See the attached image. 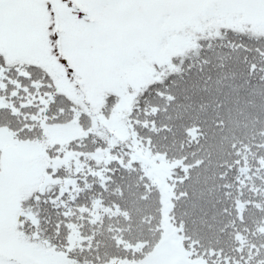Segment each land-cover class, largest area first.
<instances>
[{
	"label": "snow or ice",
	"instance_id": "6c2138e0",
	"mask_svg": "<svg viewBox=\"0 0 264 264\" xmlns=\"http://www.w3.org/2000/svg\"><path fill=\"white\" fill-rule=\"evenodd\" d=\"M247 8L264 13V0H0V264H48L25 253L59 252L55 238L61 227L71 228L70 205L93 187L103 188L106 179L91 167L65 163L67 149L55 151L57 144L44 147L47 163L26 160L46 138L45 128L66 113L77 124L89 118L76 138L79 159L91 162L95 154L111 151L94 128V116L61 90L46 62L63 69L68 84L80 88L88 83L105 92L108 102H118L127 82L157 63L162 52L169 53L172 67L179 66L169 75H183L185 65L188 72L207 70L204 90L213 73L218 86L235 80L233 64L244 66V84L258 72L264 82V45L259 43L264 34L252 35L264 15L241 18ZM182 41L188 46L173 53ZM249 53L261 63L250 61ZM58 101L65 103L56 107ZM112 162L119 161L113 157L101 163ZM89 177H98L99 185L89 183ZM52 213L58 220L50 236L43 225L51 222Z\"/></svg>",
	"mask_w": 264,
	"mask_h": 264
},
{
	"label": "trees",
	"instance_id": "16d2710c",
	"mask_svg": "<svg viewBox=\"0 0 264 264\" xmlns=\"http://www.w3.org/2000/svg\"><path fill=\"white\" fill-rule=\"evenodd\" d=\"M256 29L254 37L264 34V30ZM245 43L255 47L257 41L247 39ZM259 43L264 45V41ZM248 55L250 61L261 63L259 56ZM178 67H172L169 59L155 64L147 82L129 80L118 102L105 100L103 108L109 109L114 119L126 120L135 137H116L102 123L94 126L103 138L107 134L108 139H104L109 141L111 151L95 154L91 162L78 158L76 138L81 134L61 143L52 140L51 125L76 123L69 121L67 113L60 122L45 128L46 138L40 143L43 150L57 144L60 147L55 151L66 148L65 153L72 154L69 160L73 167H91L106 177L103 188L93 187L70 205L68 223L81 239L74 240L67 252L73 264H105L111 258L140 261L158 243L159 191L132 157L135 143L177 162L168 179L173 192L170 216L194 255L206 256L217 264H264V82L258 78L261 74L258 72L250 83L244 84L247 73L240 75L244 66L233 64L231 67L238 73L235 80H225L218 86L213 73V82L204 90L207 70L188 72L185 65L183 75H169ZM122 98L130 100L127 110L121 107ZM64 103L58 101L56 107ZM104 109L99 112L106 115ZM79 125L87 128L89 118L81 117ZM112 132L117 145H111L109 140ZM113 157L119 162L101 163ZM89 183L99 185L100 180L89 177ZM57 220L52 213L51 222L43 225L48 235L55 232ZM69 232L61 227L59 238H55L60 250L68 244Z\"/></svg>",
	"mask_w": 264,
	"mask_h": 264
},
{
	"label": "rangeland",
	"instance_id": "374dc122",
	"mask_svg": "<svg viewBox=\"0 0 264 264\" xmlns=\"http://www.w3.org/2000/svg\"><path fill=\"white\" fill-rule=\"evenodd\" d=\"M262 15H264V13H262L259 8H247L242 10L241 18L247 17L249 19L259 20ZM236 26L238 27L239 23H237ZM254 27L255 29L264 30V23H257ZM187 46V41L178 42L172 51L173 53H179ZM168 55V52H162L158 57V62L155 64L159 65L166 62L168 60ZM46 63H48V68L56 75L58 84L67 94L75 99L81 109L91 114L96 113L94 118L95 121L98 120V123L94 124V126L98 127L100 123H102L104 126L112 129L116 137L125 136L126 134L135 137V133L132 130L129 131L130 126L126 120L119 121L114 119L111 116L109 109L103 108L106 100L105 92L95 89L88 83H85L80 88H76L73 85L68 84L64 79L63 69L58 68L54 61ZM155 64H147L146 67L131 81L134 83L147 82L150 76L151 67ZM129 103V98H123L121 106L127 110ZM100 108L104 109L106 115L99 112ZM83 129L84 128H81L77 123H73V125L58 123L51 125V130L56 141L65 140L79 134L82 135ZM101 132L103 133L102 129ZM113 132L109 140H111V145L113 143L117 145L118 142L113 138ZM104 138L108 139L107 134H105ZM131 155L140 163L145 175L159 191L161 238L152 254L145 257L141 262L137 260L111 258L106 261L105 264H217L206 256L194 255L191 249L184 244V237L179 226L174 224L171 220L170 210L172 207L171 198L173 192L168 179L173 168L176 166V161L167 160L164 156L158 153L154 154L149 148L138 143L134 144ZM69 157H71L70 152H66L64 159L65 163L69 160ZM25 158L29 162L39 160L47 163L49 160L48 155H46L39 146L36 150L27 154ZM74 240L78 242L81 239L78 234L75 233V230H72L70 234L71 243H74ZM71 243L69 242L67 247H71ZM25 254L35 259L47 261L48 264H71V260L62 251L54 252L51 249H42L37 253L26 252Z\"/></svg>",
	"mask_w": 264,
	"mask_h": 264
}]
</instances>
